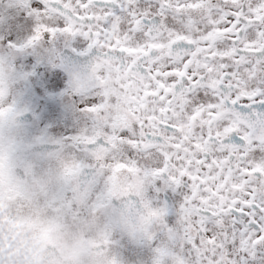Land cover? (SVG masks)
<instances>
[{
    "label": "snow or ice",
    "instance_id": "1",
    "mask_svg": "<svg viewBox=\"0 0 264 264\" xmlns=\"http://www.w3.org/2000/svg\"><path fill=\"white\" fill-rule=\"evenodd\" d=\"M25 15L33 32L11 48L62 36L90 55L76 90L94 123L74 139L94 162L77 171L135 177V197L107 198L138 220L152 264H264V0H32ZM15 114L0 103V121ZM161 178L182 193L171 227L144 197Z\"/></svg>",
    "mask_w": 264,
    "mask_h": 264
},
{
    "label": "flooded vegetation",
    "instance_id": "2",
    "mask_svg": "<svg viewBox=\"0 0 264 264\" xmlns=\"http://www.w3.org/2000/svg\"><path fill=\"white\" fill-rule=\"evenodd\" d=\"M8 1L14 5L18 2L24 4L26 1L28 5L32 3V0ZM19 9H21L20 5ZM57 40H59V46L55 52V62L59 65L62 62L65 65L62 68L69 79L67 87L70 121L68 147L64 148V142L57 139L38 141L26 131V127L34 123L36 115L31 112L26 115L27 111L23 105L24 97L18 91H15L13 95L10 94L11 83L8 80L5 82L6 95L3 101H0L5 107L12 105L14 112L18 113L3 121L14 136L18 147L13 159H9L6 153L0 151V176L6 170H14L16 174L14 181L5 182L0 179V258H3L6 264H62L61 259L52 261L47 259V261L44 258L47 257L44 255L45 251L52 250L58 252L61 257L74 259L67 247L70 244L73 245L75 220L81 228L80 232H76L78 239L75 246L81 250L86 247L87 250L90 242H84V236L88 234L89 226L92 221L104 219L105 234L95 243L103 244L102 254L110 245L117 244L115 264H152L155 246L151 241L145 242L141 234H132L131 230H125L126 217L117 210L122 201L111 203L107 198L109 191L113 197L120 198L133 191L136 186L134 176L130 182L126 178L117 176L107 187H104V181L100 176L95 179L87 175L79 177L78 171L71 170L68 175H74L75 181L64 183L53 191L49 179L53 174L52 171H42L39 169L40 165H37V162L41 163V160L55 161L54 157H57L58 152L63 148L64 155L75 157L80 164L88 165L94 162L91 152L81 150L77 146V140L74 139L91 130L94 123L91 115L80 108V104L86 98V90L84 88L76 90L78 78L83 80L88 74L90 55L81 54L82 49L77 46L74 38L66 39L61 36ZM14 51L20 54L18 47ZM12 59L15 58L12 57ZM6 73L0 65V74L6 76ZM75 94L76 103L72 100ZM40 108L41 105L38 103L35 109L38 111ZM82 142L81 140L80 143ZM41 143L55 147H43L36 150L34 147ZM85 179L88 180L89 186L81 187L80 183H83ZM157 186L161 191H156ZM145 195L154 206H166L165 223L170 227L177 223L179 203L182 199L179 188L174 191L166 187L164 179L161 178L153 185L146 187ZM61 218L66 220L60 222ZM107 218H111V221H107ZM53 222L57 224L55 237L50 234L51 229L44 227ZM165 259L168 264H171V257Z\"/></svg>",
    "mask_w": 264,
    "mask_h": 264
},
{
    "label": "rangeland",
    "instance_id": "3",
    "mask_svg": "<svg viewBox=\"0 0 264 264\" xmlns=\"http://www.w3.org/2000/svg\"><path fill=\"white\" fill-rule=\"evenodd\" d=\"M17 4L20 5L21 9ZM17 4L14 5L8 0H0V58L2 59L0 65L7 72L6 76L0 74V81L5 83L8 80L11 83L9 86L10 94L13 95L15 91H18L24 97L25 110L36 115L34 123L27 126L26 131L38 141L47 139L63 141V147L67 148L70 126L69 104L67 102L69 79L62 66L55 62V52L59 46V40L41 42L34 47L24 49L18 47L20 54L15 52V48H11L6 41L11 39V42L15 44L23 43L32 34L35 26V19L25 15L28 9L27 1L24 4L19 2ZM14 21L24 22L27 27L22 31H14L11 27ZM72 100L76 103V94ZM38 103H40L41 108L37 111L35 106ZM64 148L58 152L59 155L65 154ZM53 162L54 160H41V163L37 162V165H40L39 169L42 171L48 172L52 171L50 164ZM31 163L34 165L33 161ZM61 220L66 219L61 218L59 221L61 222ZM106 220L110 222L111 218ZM104 223V219L92 221L88 234L84 236V242L96 243L100 241L105 234ZM80 230L79 223L75 220L73 245L70 244L67 247L68 252L75 259V264H80L81 256L86 257L87 264H115L114 259H117L118 251L117 244L110 245L102 255L89 254L86 247L81 250L75 246L78 239L76 232H80ZM89 235L91 238H88Z\"/></svg>",
    "mask_w": 264,
    "mask_h": 264
},
{
    "label": "clouds",
    "instance_id": "4",
    "mask_svg": "<svg viewBox=\"0 0 264 264\" xmlns=\"http://www.w3.org/2000/svg\"><path fill=\"white\" fill-rule=\"evenodd\" d=\"M17 147H18V143L16 142L14 136L11 135L10 131L5 126V123L3 121H0V151L6 153L9 159H13L16 155ZM79 164L80 163L73 156L64 155V154L58 155L55 161L53 162V164L50 166V169L52 170L53 173L52 176L49 177L52 190L55 191L57 187L69 181H75L76 177L74 175L69 176L68 173L71 170L77 171V165ZM15 176L16 174L14 170L12 171L6 170L3 173V175L0 176V179L4 180L5 182H10V181H14ZM121 177L126 178L127 181L129 182L133 180V177L129 176V174L127 173H123ZM135 196H136V192L133 190L130 191L123 198L128 199ZM144 197L148 199L147 196L145 195V192H144ZM152 211H154V206L149 204L148 207L144 208L143 215L145 217H148ZM49 215L52 214L49 213ZM137 223L138 220L136 218L126 217L124 228L125 230H133L134 228H136ZM44 227L51 229L50 234L53 237H55L56 229H57V224L55 222L45 225ZM88 238H91V235H89ZM60 258L62 260V264H75V262L71 258H66L63 256ZM80 264H87L86 257L84 256L80 257Z\"/></svg>",
    "mask_w": 264,
    "mask_h": 264
},
{
    "label": "water",
    "instance_id": "5",
    "mask_svg": "<svg viewBox=\"0 0 264 264\" xmlns=\"http://www.w3.org/2000/svg\"><path fill=\"white\" fill-rule=\"evenodd\" d=\"M46 146H48V145L42 144L39 146V148L40 147H46ZM101 250H102L101 246H98V247L97 246H90V248H89V251H91V252H93V251L100 252ZM53 258H58V260L61 259L57 252L55 254H53Z\"/></svg>",
    "mask_w": 264,
    "mask_h": 264
}]
</instances>
